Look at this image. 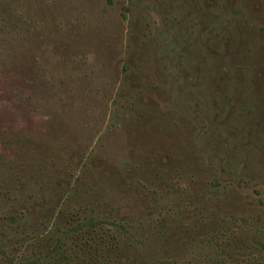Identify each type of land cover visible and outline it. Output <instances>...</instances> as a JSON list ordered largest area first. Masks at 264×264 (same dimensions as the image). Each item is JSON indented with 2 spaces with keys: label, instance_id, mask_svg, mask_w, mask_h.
I'll list each match as a JSON object with an SVG mask.
<instances>
[{
  "label": "rangeland",
  "instance_id": "rangeland-1",
  "mask_svg": "<svg viewBox=\"0 0 264 264\" xmlns=\"http://www.w3.org/2000/svg\"><path fill=\"white\" fill-rule=\"evenodd\" d=\"M80 204L127 264H264V0H0V243Z\"/></svg>",
  "mask_w": 264,
  "mask_h": 264
},
{
  "label": "trees",
  "instance_id": "trees-1",
  "mask_svg": "<svg viewBox=\"0 0 264 264\" xmlns=\"http://www.w3.org/2000/svg\"><path fill=\"white\" fill-rule=\"evenodd\" d=\"M54 218L44 215L45 229L26 236L18 247L7 250L0 243V264H127L126 241L116 221L87 214L86 204L70 214L61 209ZM7 222L20 227L18 215Z\"/></svg>",
  "mask_w": 264,
  "mask_h": 264
}]
</instances>
